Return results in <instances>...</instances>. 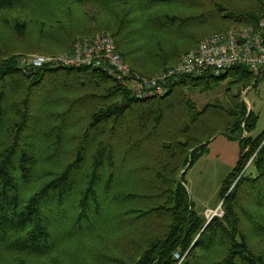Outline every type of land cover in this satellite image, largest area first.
<instances>
[{
	"label": "trees",
	"instance_id": "1",
	"mask_svg": "<svg viewBox=\"0 0 264 264\" xmlns=\"http://www.w3.org/2000/svg\"><path fill=\"white\" fill-rule=\"evenodd\" d=\"M90 4L106 19L93 25L98 34L112 35L125 60L146 75L175 66L231 24L256 26L264 18V0L248 7L222 0H0V264H264V132L251 135L258 116L242 98L255 83L252 73L240 67L220 77H184L166 95L138 100L97 69L19 68L21 51L59 53L91 36L69 34ZM223 82L224 101L203 110L186 97L185 90ZM165 119L173 130L157 141L151 128ZM219 134L238 141L240 154L222 185L223 216L208 220L190 199L186 173L179 175ZM251 159L255 176L246 172ZM158 160L161 190L151 191L148 168ZM145 202L154 205L143 208ZM153 212L162 230L134 240L126 224L137 229Z\"/></svg>",
	"mask_w": 264,
	"mask_h": 264
},
{
	"label": "built area",
	"instance_id": "2",
	"mask_svg": "<svg viewBox=\"0 0 264 264\" xmlns=\"http://www.w3.org/2000/svg\"><path fill=\"white\" fill-rule=\"evenodd\" d=\"M18 66L26 73L43 68L97 69L138 100L162 97L184 77H220L240 67L259 80L264 77V18L256 26L232 27L205 38L185 52L175 66L152 75L135 70L110 34L78 38L59 53L20 54Z\"/></svg>",
	"mask_w": 264,
	"mask_h": 264
},
{
	"label": "rangeland",
	"instance_id": "3",
	"mask_svg": "<svg viewBox=\"0 0 264 264\" xmlns=\"http://www.w3.org/2000/svg\"><path fill=\"white\" fill-rule=\"evenodd\" d=\"M211 2V0H209ZM219 1V0H213ZM230 4H236L239 7H248L252 4L257 3V0H222ZM96 11L98 9L94 6L92 7L91 4L86 7L83 14L85 15V19H82L80 22L83 24L82 21L86 22L90 25H81L78 24L73 26L74 28L70 29V36L72 37H80L81 35H97L100 30L94 28L93 25L98 24L99 21H104L106 19L99 18V15H96ZM98 16V17H97ZM79 19L78 17H76ZM76 23V20H75ZM74 25V23H73ZM92 25V26H91ZM232 27H240L231 24ZM231 27V28H232ZM230 29V28H229ZM35 29H31L33 31ZM103 33V32H101ZM200 33L198 37H200ZM34 35V36H33ZM31 35L34 37L33 41H40L41 37H36V34ZM212 36V35H211ZM30 37V36H28ZM210 37V36H209ZM7 36L4 38L6 39ZM207 38V37H206ZM205 39V38H204ZM12 42L15 46L22 44L20 41L23 38H17L16 36L12 37V39H6ZM181 48L189 47L190 42H183L182 40L178 43ZM57 43L52 44V46L57 47ZM28 49V46L25 45L23 50ZM34 54V53H41L40 51H30V52H19V54ZM184 54V53H183ZM182 54V55H183ZM254 84L253 86L249 87L248 89L243 91L242 98L248 105L249 110H253V112L258 116V121L256 125V129L251 133L253 137H257L264 132V77L257 80L254 77ZM256 84V85H255ZM255 85V86H254ZM227 87V83L223 82L221 86L217 87L216 89H212L209 91H195L191 92L189 90H185L186 97L192 100L199 110H203L209 104L216 102V100L224 101L225 97V88ZM90 112V111H89ZM84 126L86 122L83 123ZM106 133L109 135L111 133L112 124L105 125ZM154 127V126H152ZM80 128V127H79ZM78 127L73 128L71 132L77 130ZM77 130V131H76ZM173 130L170 126V121L168 119L161 121L157 128H151V131L157 137V141H162V131H167L166 133ZM245 135V134H244ZM117 142V140H115ZM235 144V145H232ZM149 146H147L148 148ZM145 149V148H144ZM158 151V150H157ZM240 152L239 142L230 140L226 135L219 134L212 142H210L208 146L207 152L200 157L189 169L186 167L179 175V178L182 179L184 172L186 173L184 177V184L186 185L190 199L194 202L196 210L203 216H205L208 220H211L215 216L222 217L223 216V201L224 199L221 198V190L222 185L225 181L227 175L234 169ZM157 157V152L153 155L152 161H147L145 164L149 162H153ZM160 158V155H159ZM252 159L247 164L246 172L255 176L256 171L254 166L251 164ZM152 169L148 168V178L146 182L151 186V191H155L156 186L158 187V191L161 190V183L157 179V170H160L161 165L159 160L155 163L151 164ZM154 194V193H153ZM228 195V194H226ZM152 200V199H150ZM154 204L149 202H145L143 204V208H148ZM131 221L128 219L127 223ZM140 225H138L136 229V225L134 226H127L126 229H130L131 232L133 230V239L138 240L139 235H145L152 230L161 231L162 230V217H158L156 213L149 215V217L145 220H141ZM123 239H116V245L121 246L123 245ZM257 243L263 244V241L258 240ZM135 251V250H134Z\"/></svg>",
	"mask_w": 264,
	"mask_h": 264
},
{
	"label": "crops",
	"instance_id": "4",
	"mask_svg": "<svg viewBox=\"0 0 264 264\" xmlns=\"http://www.w3.org/2000/svg\"><path fill=\"white\" fill-rule=\"evenodd\" d=\"M216 137H217V136H216ZM216 137H215V138H216ZM215 138H213V139L211 140V142H212ZM237 142H238V141H237ZM232 145H235V144H232ZM239 147H240V144H239ZM239 153H240V152H239Z\"/></svg>",
	"mask_w": 264,
	"mask_h": 264
},
{
	"label": "water",
	"instance_id": "5",
	"mask_svg": "<svg viewBox=\"0 0 264 264\" xmlns=\"http://www.w3.org/2000/svg\"><path fill=\"white\" fill-rule=\"evenodd\" d=\"M183 173V172H182Z\"/></svg>",
	"mask_w": 264,
	"mask_h": 264
}]
</instances>
